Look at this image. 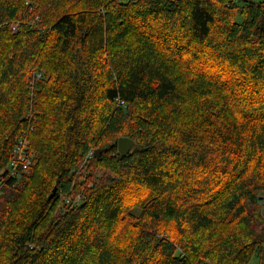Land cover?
I'll list each match as a JSON object with an SVG mask.
<instances>
[{
	"label": "trees",
	"instance_id": "16d2710c",
	"mask_svg": "<svg viewBox=\"0 0 264 264\" xmlns=\"http://www.w3.org/2000/svg\"><path fill=\"white\" fill-rule=\"evenodd\" d=\"M24 130L34 166L17 179ZM255 255L264 0H0V264Z\"/></svg>",
	"mask_w": 264,
	"mask_h": 264
},
{
	"label": "rangeland",
	"instance_id": "374dc122",
	"mask_svg": "<svg viewBox=\"0 0 264 264\" xmlns=\"http://www.w3.org/2000/svg\"><path fill=\"white\" fill-rule=\"evenodd\" d=\"M26 4H29V2H27ZM10 25L12 27V30H14L13 27L15 28L16 31L18 30V27L15 24L14 25L10 24ZM16 31H14V33ZM34 75H35V72L31 73V76L28 77V79H27V81L29 82V86L31 85V82L34 81L33 78L36 77ZM37 116H38V114H37ZM29 149H30V147H29ZM27 161L29 162V164L27 163ZM33 166H34V153L28 152L25 163H23L21 165V169H20L19 175L17 176V179H20L23 176H27L28 174H30ZM80 197H81V194H78L77 196L75 195L72 198H68V200H72V199L73 200H79ZM140 215H141V208L139 206H134L128 211V215H127L126 219L131 220V222H133V223H136L138 221ZM126 219L124 216V218H123L124 223H126ZM138 224L139 223H137L135 226H138ZM256 263H257V258L255 255L250 264H256Z\"/></svg>",
	"mask_w": 264,
	"mask_h": 264
},
{
	"label": "built area",
	"instance_id": "2783aa9c",
	"mask_svg": "<svg viewBox=\"0 0 264 264\" xmlns=\"http://www.w3.org/2000/svg\"><path fill=\"white\" fill-rule=\"evenodd\" d=\"M13 29H14V31H16L14 27H13ZM34 76H36V77H34L33 78L34 81L31 82L32 86L34 85V83L36 81L41 79V74H39L37 72L35 73ZM28 133H29V130H24L21 137L17 141V144L15 145V148L13 150L12 157H11V168H10V172H9L10 177L16 176L20 172L21 165L23 163H25V161H26V157H27V154L29 152V147H30V142L28 139ZM27 163L29 164L28 161H27Z\"/></svg>",
	"mask_w": 264,
	"mask_h": 264
},
{
	"label": "water",
	"instance_id": "95a60500",
	"mask_svg": "<svg viewBox=\"0 0 264 264\" xmlns=\"http://www.w3.org/2000/svg\"><path fill=\"white\" fill-rule=\"evenodd\" d=\"M134 142L129 139V138H120L118 141V151L120 152L121 155H126L133 147H134ZM100 156V151L95 152V157ZM56 192V188L53 190L52 195Z\"/></svg>",
	"mask_w": 264,
	"mask_h": 264
}]
</instances>
